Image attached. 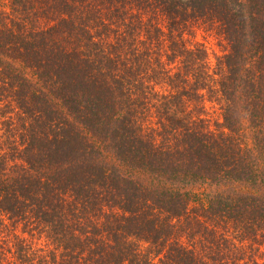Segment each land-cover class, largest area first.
I'll use <instances>...</instances> for the list:
<instances>
[{
    "label": "trees",
    "instance_id": "obj_1",
    "mask_svg": "<svg viewBox=\"0 0 264 264\" xmlns=\"http://www.w3.org/2000/svg\"><path fill=\"white\" fill-rule=\"evenodd\" d=\"M0 264H264V0H0Z\"/></svg>",
    "mask_w": 264,
    "mask_h": 264
},
{
    "label": "rangeland",
    "instance_id": "obj_2",
    "mask_svg": "<svg viewBox=\"0 0 264 264\" xmlns=\"http://www.w3.org/2000/svg\"><path fill=\"white\" fill-rule=\"evenodd\" d=\"M190 41H196L200 43L206 50L207 58L212 64L215 62V58L220 56L224 51V43L210 33H204L202 30H196L193 34V38H189ZM217 113L211 114V118L216 119Z\"/></svg>",
    "mask_w": 264,
    "mask_h": 264
}]
</instances>
